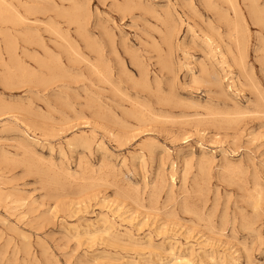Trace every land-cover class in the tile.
<instances>
[{
	"label": "rangeland",
	"instance_id": "374dc122",
	"mask_svg": "<svg viewBox=\"0 0 264 264\" xmlns=\"http://www.w3.org/2000/svg\"><path fill=\"white\" fill-rule=\"evenodd\" d=\"M0 13V264H264V0Z\"/></svg>",
	"mask_w": 264,
	"mask_h": 264
},
{
	"label": "bare ground",
	"instance_id": "6f19581e",
	"mask_svg": "<svg viewBox=\"0 0 264 264\" xmlns=\"http://www.w3.org/2000/svg\"><path fill=\"white\" fill-rule=\"evenodd\" d=\"M74 3V2H73ZM223 3V2H222ZM226 3V2H225ZM217 4V3H216ZM75 5V4H74ZM226 5V4H225ZM231 5V4H230ZM247 5V4H246ZM222 6V5H221ZM215 7V6H214ZM224 7V6H223ZM229 7V6H228ZM217 8H218V6H217ZM221 8V7H220ZM233 8V7H232ZM260 8V7H259ZM57 10H58V8H57ZM80 7L79 6H76V8H75V16H74V19H76V20H78L79 18H80ZM225 11V10H224ZM1 13H3V12H1ZM0 13V14H1ZM74 13V12H73ZM18 14V13H17ZM217 15V14H216ZM220 15H221V13H220ZM224 16V15H223ZM231 16V15H230ZM224 18V17H223ZM232 18V17H231ZM256 19V18H255ZM16 20V19H15ZM22 20V19H21ZM232 20V19H231ZM9 22V21H8ZM235 22H236V20H235ZM84 26V25H83ZM235 26H236V24H235ZM86 27V26H85ZM237 27V26H236ZM207 28V27H206ZM229 28H232V27H229ZM243 28V27H242ZM85 30V29H84ZM235 31V30H234ZM241 31V30H240ZM211 32H213L212 30H211ZM226 32V31H225ZM239 32V31H238ZM215 33V32H214ZM217 33V32H216ZM219 33V32H218ZM238 34V33H237ZM169 35V34H168ZM217 35V34H216ZM241 36V35H240ZM171 37V36H170ZM234 37V36H233ZM11 38V37H10ZM245 38V37H244ZM38 41V40H37ZM239 43V42H238ZM245 49V48H244ZM7 50H8V53L11 55V56H14L15 54H14V42H13V38L12 39H10V40H8L7 41ZM242 50V49H241ZM240 50V51H241ZM243 51V50H242ZM242 53V52H241ZM244 53V52H243ZM241 57H242V55H241ZM245 57V56H244ZM243 59V58H242ZM144 105V104H143ZM147 111V110H146ZM138 113H140V112H138ZM147 119V118H146ZM144 121V120H143ZM29 144V143H28ZM225 158V157H224ZM227 158V157H226ZM202 162H204V161H202ZM204 164H206V162L204 163ZM206 167V166H205ZM204 167V165L202 166V168H205ZM62 176V175H61ZM67 179V178H66ZM69 179V178H68ZM124 201V200H123ZM195 207H196V205H195ZM198 208V207H197ZM190 210V209H189ZM188 210V211H189ZM90 226V225H89ZM88 232V231H87ZM110 236V235H109ZM172 245V244H171ZM182 259V258H181Z\"/></svg>",
	"mask_w": 264,
	"mask_h": 264
}]
</instances>
